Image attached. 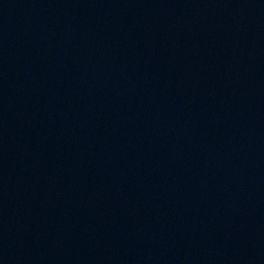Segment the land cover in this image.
Segmentation results:
<instances>
[{"label": "water", "instance_id": "95a60500", "mask_svg": "<svg viewBox=\"0 0 264 264\" xmlns=\"http://www.w3.org/2000/svg\"><path fill=\"white\" fill-rule=\"evenodd\" d=\"M0 264H264V0H0Z\"/></svg>", "mask_w": 264, "mask_h": 264}]
</instances>
